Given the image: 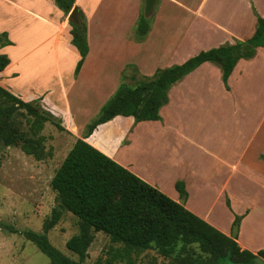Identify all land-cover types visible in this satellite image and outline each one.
I'll list each match as a JSON object with an SVG mask.
<instances>
[{
  "label": "crops",
  "instance_id": "0c3cea01",
  "mask_svg": "<svg viewBox=\"0 0 264 264\" xmlns=\"http://www.w3.org/2000/svg\"><path fill=\"white\" fill-rule=\"evenodd\" d=\"M75 1V7L86 17L90 48L79 75L76 77L75 72L80 55L72 45L69 17L54 0H26L30 6H36V15L37 4L41 8L42 3L47 5L49 11L57 9L50 15L55 27L52 22L46 23L49 19H45V15H38L40 21L53 30L52 41L47 38L41 43L43 49L47 47L48 52L53 49L55 53L49 84L53 83L46 84L43 69L41 79L46 87L41 93L32 99L13 94L25 102L41 99L43 107L63 121L76 141L84 139L87 126L99 116L102 107L100 109V105L96 113L98 109H94L93 100L108 98L104 96L105 89L114 90L113 96L120 81L153 78L158 70L172 67L178 64L176 62L181 65L201 50L247 41L257 31L258 18L264 19V0H228L227 11L221 9L224 0H158L154 15L150 16L147 38L136 42L133 34L140 15L145 12L142 9L145 0H124L125 4L112 16L105 14L106 19L116 20L115 28L122 38V61L119 62V56L113 62L96 56L92 43L93 30L98 27L99 49L104 51L106 36L109 39L107 25L102 29L95 19L90 0ZM205 43L209 46L203 47ZM185 45L202 47L175 59ZM8 52L9 46L0 48V54L8 55ZM10 60V65L0 73V86L5 89L7 79L16 77L13 79L16 81L19 76V69L11 70L13 60ZM151 60L159 61L162 68L157 64L152 66ZM108 65H112L111 68ZM22 69L25 70L24 65ZM222 76L219 65L206 62L170 89L169 102L160 111L162 120L136 123L133 117L118 116L100 125L84 140L177 202L182 198L176 185L183 182L188 194L185 207L230 237L231 228L227 231L220 227L211 214L201 212L194 204L192 183L199 181L198 191L203 193L198 194L199 198L205 199L204 192L213 191L211 194L217 196L214 205L231 211V227L237 216L242 218L236 241L242 250L257 254L264 250V240L256 235L260 231L264 233V48H258L253 58L238 62L228 80L229 90ZM108 77L113 86H103L109 81ZM193 98L201 100L197 109L201 120L197 123L177 121L179 112L191 106ZM221 108L232 126L220 123ZM235 117H239V121H235ZM188 147L202 155L200 168L189 161ZM206 171L212 173V179L203 177Z\"/></svg>",
  "mask_w": 264,
  "mask_h": 264
},
{
  "label": "trees",
  "instance_id": "16d2710c",
  "mask_svg": "<svg viewBox=\"0 0 264 264\" xmlns=\"http://www.w3.org/2000/svg\"><path fill=\"white\" fill-rule=\"evenodd\" d=\"M66 15L75 7V0H54ZM72 27V45L80 60L77 77L89 54L87 21L79 10V22L69 21ZM151 27V17L140 15L133 40L144 42ZM14 46L9 34H0V48ZM258 48H264V19L258 18L254 36L244 42L225 45L197 56L181 65L158 70L153 78L130 85L123 81L116 93L102 107L99 116L87 126L84 139L90 137L103 124L118 116L133 117L136 123L162 120L160 111L169 102L170 89L185 76L206 62L219 65L223 82L229 90L228 80L241 59H251ZM11 63L8 55L0 54V73ZM19 113L31 120V131L37 139L19 132L15 117ZM51 123L66 131L63 121L55 117L38 99L25 102L0 86V143L13 147L22 143V149L38 160L44 158L41 136L45 125ZM78 139L60 168L52 186L58 192L63 209L80 219V233L67 242V248L79 258L75 262L62 254L49 241L47 233L58 223L55 216L45 225V234L25 233L51 261V264H85L88 250L94 242V232L110 236L114 247L110 257L100 264H135L134 254L156 250L165 258H174L183 264H264V250L253 254L242 250L236 240L186 209L157 188L145 182L86 140ZM264 159V156L262 157ZM181 198L188 196L183 182L176 185ZM230 208V202H228ZM242 218L236 217L234 224Z\"/></svg>",
  "mask_w": 264,
  "mask_h": 264
},
{
  "label": "rangeland",
  "instance_id": "374dc122",
  "mask_svg": "<svg viewBox=\"0 0 264 264\" xmlns=\"http://www.w3.org/2000/svg\"><path fill=\"white\" fill-rule=\"evenodd\" d=\"M89 4L93 7L95 19L100 22L102 29L105 25L108 27L109 39L106 36L103 52L99 49L101 48V36L97 34L100 28L96 27L93 30L92 43L96 48V56H100L104 60L108 58L113 62L120 56L119 62H121V52L124 53L120 45L122 38L115 28L116 20L112 17L106 19L105 14L108 13V16H112L113 13L122 8L125 1L90 0ZM37 5L39 14L36 15L34 12L37 9L36 6H30L26 0L22 2L18 0H12V2L0 1V33L8 32L10 38H12L11 40H14V46H9L8 56L13 60L11 70L16 71L19 69L18 79L16 81L13 80L16 77L7 79L9 81L6 89L22 99L28 97L32 99L34 95H38L44 90L43 88L46 85L41 79L43 69L47 77L46 84L50 83L51 72L53 71L52 64L55 60L53 49L50 53L47 47L45 49L41 47V43L47 38L52 41L53 30L41 22L38 15H45V19H49L46 23L52 22V26H54L55 20L52 17L50 19V15L54 14L57 9L54 8L49 11L47 5L42 3V8L40 4ZM142 9L145 10V1ZM221 9L228 10V0H224ZM207 46L209 45L205 43L203 47ZM200 47L202 46L185 45L179 51L180 56L178 55L175 59L179 60L185 55L195 53L197 52L196 49ZM65 58L68 59V56L66 55ZM70 58H73V55ZM119 62L117 65L120 64ZM149 62L152 66L159 65V61L151 60ZM176 63L179 64V62ZM22 65H24L26 71L22 69ZM111 66L108 65V68H111ZM20 74H23V76H20ZM108 80L103 86H113V82L110 83L109 77ZM138 81L139 79H129L127 83L135 85ZM113 91L105 89L104 96L107 95L108 98L101 97L97 102L93 100V103L96 104L94 109L97 110L100 105L101 109L112 96ZM192 101L191 106H187L184 111L179 112L177 121L197 123L201 120L202 116L197 111L201 100L198 102V99L193 98ZM207 106L205 103V107ZM100 109L96 113H99ZM222 110L224 108H221L220 123L223 125L229 123L232 126V123L224 118ZM96 117L97 114L93 120ZM31 120L33 119L27 117L25 113H19L15 117L19 132L25 134L28 138L37 139L38 136H34L31 131ZM235 121H239V117H235ZM40 135L46 137V141L42 144V149H44L42 160L26 154L21 147L22 143H18L13 147H6L3 143H0V264H51L50 259L26 238L25 233L32 231L44 235L46 223L50 222L55 216L58 217V223L47 233L50 243L71 260L79 261L78 256L69 251L66 244L73 236L80 233L81 221L62 208L60 196L52 186V180L57 170L73 148L76 139L71 136L70 132L61 131L51 123L45 125ZM186 150L188 151L189 161L194 162L200 168L203 164L202 155L192 147H188ZM188 173L191 174L192 169L188 170ZM203 177L208 180L212 179V173L206 171ZM195 182L196 184L192 183L191 188L193 193L191 198L194 204L201 212L211 214V218L220 227L227 231L231 228L230 237L232 238L236 224L230 226L231 211L225 210L220 205H214L217 196L211 194L214 193L213 191L204 192L206 196L203 198L205 199H200L198 194L202 192L198 191L199 181L196 180ZM256 235L258 239L264 240V233L261 231ZM94 237L85 264L104 262L110 257L109 251L114 247L109 235L103 232H94ZM133 260L135 264H183L174 258L161 256L156 250L134 254Z\"/></svg>",
  "mask_w": 264,
  "mask_h": 264
},
{
  "label": "water",
  "instance_id": "95a60500",
  "mask_svg": "<svg viewBox=\"0 0 264 264\" xmlns=\"http://www.w3.org/2000/svg\"><path fill=\"white\" fill-rule=\"evenodd\" d=\"M157 4H158V0H145V10L144 11H145V16L147 18H149L153 14L154 9L157 6ZM69 19L74 21L75 23L79 22V9L77 7H74L72 12L70 13ZM180 204L185 205L186 198H182L180 200ZM239 229H240V225L236 224L234 227L233 235H232L233 240H237Z\"/></svg>",
  "mask_w": 264,
  "mask_h": 264
}]
</instances>
